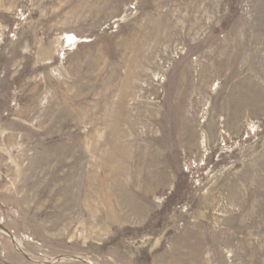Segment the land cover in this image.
<instances>
[{
    "label": "rangeland",
    "instance_id": "rangeland-1",
    "mask_svg": "<svg viewBox=\"0 0 264 264\" xmlns=\"http://www.w3.org/2000/svg\"><path fill=\"white\" fill-rule=\"evenodd\" d=\"M0 264H264V0H0Z\"/></svg>",
    "mask_w": 264,
    "mask_h": 264
}]
</instances>
